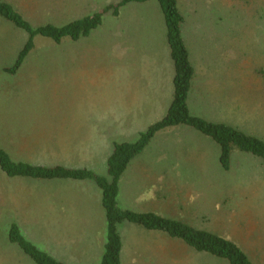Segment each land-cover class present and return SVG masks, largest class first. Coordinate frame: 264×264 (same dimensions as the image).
<instances>
[{
	"label": "rangeland",
	"instance_id": "obj_1",
	"mask_svg": "<svg viewBox=\"0 0 264 264\" xmlns=\"http://www.w3.org/2000/svg\"><path fill=\"white\" fill-rule=\"evenodd\" d=\"M3 1L11 4L33 27L62 26L100 12L106 6L115 7L120 2ZM177 2L184 15L204 10L199 16H191V20L185 17V22L194 30L193 36L183 27L184 39H190L188 53L193 70L194 52L204 55L206 51L217 50L220 65L219 68L217 63L215 66L224 73L217 77L206 95L191 90L189 95H194L203 116H212L210 121L223 123L264 141V0ZM129 4L119 7L118 15L112 16V11L102 14L101 25L78 41L65 39L55 44L42 37L36 38L34 49L14 73L9 70L13 68L27 35L0 18V146L12 159L39 165L78 167L83 155L96 158V152L104 150L106 140L131 139L130 133H125L121 125L126 122L125 128L134 133L139 114H127L130 121L123 119L130 105L136 106L137 101L129 103L122 74L135 73L136 62L132 64V61L138 57L139 49L145 53L149 49L155 50L148 56L155 58L150 61V69L141 66L140 70L151 72V83L163 88V97H167L173 67L164 39L163 15L158 17L154 6L147 5L140 8L142 18L137 16L140 10ZM156 10L161 14L159 8ZM149 18L153 20L152 24L138 23ZM129 23L136 27L130 28ZM198 25H202L205 31L201 32ZM129 28L132 39L134 30L136 37L135 42H130L133 48L130 49L131 61L128 59L129 66L124 72L119 37L123 35L126 40ZM205 32L208 44L203 47ZM205 57L206 64L210 65L216 54L208 53ZM140 62L143 64L145 60ZM195 70L197 73L196 67ZM197 82L203 86L202 81ZM208 84L205 83V89ZM156 110V113L161 112L159 108ZM156 117L157 114H145L144 128L155 123ZM165 132L170 138L151 141L148 149L146 147L139 156L149 170L148 179L159 172L169 173V177H163L162 181L169 179L171 187L163 188L172 190L173 194L160 192V197H166V206L184 200L187 213L184 209L179 214L189 215L188 221L194 214L197 219L194 227L232 240L252 264H264L262 161L234 149L230 168L225 171L219 163V148L198 131L180 126ZM139 175L140 171H137L134 177ZM130 179L125 174L120 181L119 208H132L136 212L152 208L158 214L161 205L157 197L145 207L147 194L137 192L136 182ZM58 182L8 179L0 172V264H34L16 246L7 243L8 229L10 224L19 223L20 231L27 234L28 226L24 224H28L33 215L41 216L43 202L52 201L53 194L62 196L65 193V186ZM62 182L68 184L69 181ZM69 185H75V182ZM27 195L31 201L29 206L25 202ZM137 197L140 200L137 201ZM33 203L39 204L33 206ZM171 215H178L177 211ZM118 232L124 237L126 247L136 245V239L149 234V231L128 222L122 223ZM130 236L136 237L132 240ZM161 236L165 239L151 235L150 246L162 245L151 258L148 257L151 251L138 248L134 251L137 263L124 253L123 264H226L194 253L178 240Z\"/></svg>",
	"mask_w": 264,
	"mask_h": 264
},
{
	"label": "trees",
	"instance_id": "obj_2",
	"mask_svg": "<svg viewBox=\"0 0 264 264\" xmlns=\"http://www.w3.org/2000/svg\"><path fill=\"white\" fill-rule=\"evenodd\" d=\"M149 0H120L115 7L106 6L100 12L81 19L72 20L65 25L46 24L33 27L14 7L0 0V18L27 35L23 48L17 55L11 73L18 70L24 59L35 47V39L45 38L60 44L63 40L78 41L87 37L101 25L102 14L113 12L117 15L119 7L128 3H145ZM161 8L167 35L170 59L173 63V99L166 115L157 123L141 133L135 143L115 142L106 160V176H101L88 168H71L62 165H39L15 161L0 146V172L8 179H27L32 181H69L94 184L100 193L101 207L106 221L105 246L97 264H120L122 243L118 225L124 222L137 225L150 232L161 233L169 239L178 240L194 253L215 258L226 264H252L249 257L232 240L210 231L199 230L188 223L165 218L155 213H135L118 206L119 181L129 163L137 157L159 132L177 126L192 127L212 139L220 148L219 163L223 170L230 168V156L234 149L251 154L264 164V141L223 124L209 123L192 117L187 107V96L194 70L189 61V53L182 38L183 16L177 0H156ZM9 72V73H10ZM7 243L14 245L34 264H63L42 251L21 233L17 224H10Z\"/></svg>",
	"mask_w": 264,
	"mask_h": 264
},
{
	"label": "crops",
	"instance_id": "obj_3",
	"mask_svg": "<svg viewBox=\"0 0 264 264\" xmlns=\"http://www.w3.org/2000/svg\"><path fill=\"white\" fill-rule=\"evenodd\" d=\"M149 1H152V3H148V4H146V2L136 3V4L128 3L129 4L128 6H130L131 8L137 7L135 9H138L137 11L140 10L137 16L144 18L143 10L140 8L146 7L147 5L148 6L153 5L155 9L154 12L157 14L158 17H162L163 14H162V11H161V8L158 2L156 0H149ZM156 8L160 9L161 14L158 13ZM203 11L204 10L197 12L195 10L193 12L194 14L192 15H189V14L187 15L186 13L184 15L183 12H181L183 16L182 38H183L187 51L190 47V39L189 38L184 39L183 27H185L186 31L191 36L194 35V30L192 27H190L187 24V22H185V17H188V19L191 20V16L193 17L199 16ZM111 15L114 16L113 14ZM140 21H142L143 25L153 23V20L151 18L147 20L146 19L139 20L138 23L141 24ZM128 26L130 28L136 27L135 24H130V23ZM198 27L201 32L205 31L202 25H198ZM130 28L127 31L128 35H127L126 40L123 37V35L119 37L122 40V44L120 46L123 49V57H122L123 69L122 70H124V72H125V69L129 66L128 59L131 61L130 49L132 47L130 45V42H135V37H136L135 30H134L133 31L134 39H132V36L130 35L131 34ZM205 33H206V36H205ZM205 33L203 34V39H202L203 47L206 44H208V41L206 39L208 38V35H207V32ZM166 34L167 33H165L164 35V39H166L165 43L167 44ZM137 52H138V57H135V59H133L134 61H132V64L136 62L135 73L129 75L128 73L125 72L122 74L123 80H125L124 88L126 91V96L129 99V103L131 102V100L137 101L136 106L130 105L127 112L124 114V118H123L126 121L127 120L130 121V116H128L127 114H131V113L139 114L135 121L134 133L129 131L130 128L129 129L125 128L126 122H122V125H121L122 130H124L125 133L129 132L132 138L129 140H122V139L121 140H106L104 150L96 152V158H89V156L85 154L82 156V159H83L81 161L82 163H80L78 167H71V168H88L101 176H106V172H107L106 160L112 152L113 144L115 142L135 143L138 140L141 133L145 132L151 125L157 123L166 115L169 109V106L172 102V99H173L174 68H173V75L171 78L172 84L169 87V93L166 95L167 97L165 98L163 97V93H162L163 88L157 86L155 83H151L152 78H153L152 73L151 72L149 73L141 72L140 70L141 66H143L144 68L146 67L150 69V66H151L150 61L154 60L155 58H150L148 56L153 54L155 50L149 49V51L145 53L144 51L140 52V49H139L137 50ZM137 52H135V54ZM208 53L216 54V58L213 60V62L210 65L206 64L205 54H208ZM168 54H169V47H168ZM205 54L201 55V53L197 54L196 52H194L193 54L197 73L194 67V73H193V77L190 83L189 92L190 90L191 92L196 93V94L204 92L206 95L208 89H212V85H214V83L216 82L217 77L220 76L221 74H224L223 72H220L218 69L220 62H219V56L217 55V50L206 51ZM169 58H170V54H169ZM142 60H145V63L142 64L140 62ZM216 63L218 64V68H216L215 66ZM172 67H173V63H172ZM126 79H128L129 82H127ZM197 81H202L203 86H199ZM206 82L209 83L207 85L208 86L207 89H205ZM189 92L187 96V107L189 110V114L192 117L200 118L202 120H205L213 124H223V123H216V122L210 121V120H213L212 116L210 118L203 116L200 108L197 105V102L194 100V95L192 94L189 95ZM152 108H154L155 111H153ZM157 108H159L161 112L156 113L158 111L156 110ZM147 113L157 114V117L155 119V123L151 124L145 129L143 119H144V115ZM177 127H180V126H177ZM181 127L195 130L192 127H187V126H181ZM172 128L174 127L159 131L149 141V143L153 140H164V139L170 138L169 134H166L165 131H168ZM198 133L202 135L203 137L212 141V139H210L209 137L204 136L200 132ZM149 143L146 145V147L149 145ZM214 144L219 148V146L216 143ZM146 149H148V147ZM142 153L143 151L139 155H141ZM219 154H220V148H219ZM244 154H247V153H244ZM139 155L135 157L129 163V165L127 166L122 176L125 177V174H126L127 179L131 177L130 179L131 182H136L135 190H137V192H144L147 194L146 201H145V207L147 206V204H149V202L154 197H157L158 203L161 205L160 212L157 214V212L155 213V210L152 208L150 209L146 208V210L143 212H136L132 208H125V207L124 208L130 209L129 211H132L135 213H155L165 218L175 219V220L182 221L184 223H188L192 226L194 223H197V219L194 216V214L193 216H191L192 217L191 221H188L189 215L185 214L184 216H181L179 214L180 211H185L184 209H186L185 212L187 213L188 207H187V203L186 202L184 203V200L177 201V203L173 206H169V207L166 206L165 204L166 197L165 196L160 197V192L163 190L165 194L167 193L173 194L172 190H165L163 188L164 186L171 187L169 179H167L165 182L162 181L163 177H169V173L159 172V173H156L154 176H151L148 179L149 170L146 168L145 164H143L140 161ZM230 162H231V156H230ZM137 171H140V175L134 177V174H136ZM122 176H121L120 181H122ZM120 181H119V184H120ZM60 184L65 186L64 188L65 193H63L62 196H58V194L57 196H55L53 194L52 196H54V198L52 199V197H50L52 201H49L47 203L43 202V205L45 206L42 207L43 212L41 216L38 217L36 215H33L32 218L28 220V224H24L28 226L27 234L22 233V231L21 233L28 241H30L32 244H34L36 247H38L42 251L47 252L57 262H60L63 264H97L103 253L105 242H106L105 240L106 221H105L104 211L101 207L100 193L97 190V188L94 186V184L89 181L75 182V185H69V184H72V182H68V184H65L62 182ZM74 192L76 193L74 194ZM54 193H58V192L55 191ZM124 196L125 194L123 195V197ZM26 198L27 199L25 202L26 204H28L26 206H29L31 203L29 195H27ZM138 200H140L139 197H137V201ZM39 203H33V206ZM155 206H156V202H155ZM177 206L179 207L178 210H177ZM124 208L121 207V209L123 210ZM176 211L178 215L172 216L171 212H176ZM37 212L39 213V211ZM209 222H210V216H209L208 224ZM15 224L19 225V223H15ZM121 225L122 223L118 225L117 229H119ZM37 228H40L41 230H37ZM196 229L202 230L201 228H196ZM123 231H125V229H123ZM30 233L33 236L29 235ZM152 233L157 235L158 238L160 237L161 239H165L161 236V233H157V234L156 232H152ZM154 234H151V232L149 231V234L147 236H143V237H149L148 239H144L143 237L136 239V242H137L136 245H130L126 247V244H124V237L122 236V234L119 233L121 243H122L120 264H123L124 253H125V256H127L128 258L131 257L134 263H137L134 259L135 257L134 251L138 248H143V249H146V251H151L152 254L148 256L149 258H151L153 256V253L162 247V245L160 246L156 245L155 247L150 246L151 235H154ZM135 237L136 236H130V239L132 238L133 240L135 239ZM146 261L148 262L149 260H146Z\"/></svg>",
	"mask_w": 264,
	"mask_h": 264
}]
</instances>
